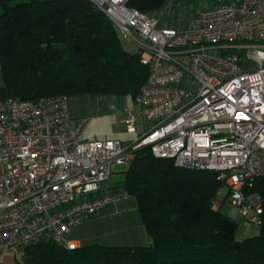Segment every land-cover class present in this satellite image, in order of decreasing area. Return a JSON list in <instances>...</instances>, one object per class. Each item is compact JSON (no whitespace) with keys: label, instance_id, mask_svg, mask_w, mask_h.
<instances>
[{"label":"built area","instance_id":"2783aa9c","mask_svg":"<svg viewBox=\"0 0 264 264\" xmlns=\"http://www.w3.org/2000/svg\"><path fill=\"white\" fill-rule=\"evenodd\" d=\"M90 1L149 68L124 111L137 139L86 138L91 118L75 114L67 95L0 100V257L42 240L80 247L76 227L131 197L102 183L142 146L180 167L218 171L213 203L228 199L238 232L258 233L262 199L244 188L264 176V0L192 14L169 0L155 15L129 0Z\"/></svg>","mask_w":264,"mask_h":264},{"label":"trees","instance_id":"16d2710c","mask_svg":"<svg viewBox=\"0 0 264 264\" xmlns=\"http://www.w3.org/2000/svg\"><path fill=\"white\" fill-rule=\"evenodd\" d=\"M172 1L188 14L200 10L193 0ZM168 2L128 4L155 15ZM0 60L10 99L89 95L135 101L149 76L139 53L126 47L111 19L90 0H0ZM218 176L216 170L177 166L142 146L125 180L108 190L135 198L149 244L68 249L42 240L29 245L18 264H264V176L244 188L246 195L260 194L263 207L258 233L246 237L213 203L222 184Z\"/></svg>","mask_w":264,"mask_h":264},{"label":"rangeland","instance_id":"374dc122","mask_svg":"<svg viewBox=\"0 0 264 264\" xmlns=\"http://www.w3.org/2000/svg\"><path fill=\"white\" fill-rule=\"evenodd\" d=\"M216 1L222 0H193L192 2L198 9H203ZM176 11L180 12L181 7L178 6ZM170 12L168 14H172ZM71 100L75 114L91 118L85 134L86 138L90 140L112 138L123 141L137 139V134L129 132L125 122L124 111L134 104L129 96L99 99L84 95ZM125 178L126 168L118 166L115 172L102 183V186L108 190L109 187L120 184ZM216 207L229 216L232 214V206L228 199L221 206L216 205ZM71 237L80 241L81 244L147 245L151 242H149V234L143 224L136 200L132 196L112 204L102 210L96 218L76 227ZM22 257L21 253L5 254L0 258L3 264H18Z\"/></svg>","mask_w":264,"mask_h":264},{"label":"crops","instance_id":"0c3cea01","mask_svg":"<svg viewBox=\"0 0 264 264\" xmlns=\"http://www.w3.org/2000/svg\"><path fill=\"white\" fill-rule=\"evenodd\" d=\"M4 99H7V92H6L4 75H3L2 65H1V60H0V100H4ZM150 241H151V239L149 236V242Z\"/></svg>","mask_w":264,"mask_h":264},{"label":"water","instance_id":"95a60500","mask_svg":"<svg viewBox=\"0 0 264 264\" xmlns=\"http://www.w3.org/2000/svg\"><path fill=\"white\" fill-rule=\"evenodd\" d=\"M232 215H230V217H231Z\"/></svg>","mask_w":264,"mask_h":264}]
</instances>
